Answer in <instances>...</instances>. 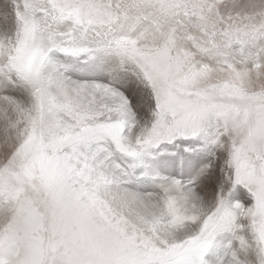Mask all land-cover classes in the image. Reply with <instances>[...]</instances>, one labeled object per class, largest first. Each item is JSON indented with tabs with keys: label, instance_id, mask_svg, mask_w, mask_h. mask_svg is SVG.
Wrapping results in <instances>:
<instances>
[{
	"label": "snow or ice",
	"instance_id": "snow-or-ice-1",
	"mask_svg": "<svg viewBox=\"0 0 264 264\" xmlns=\"http://www.w3.org/2000/svg\"><path fill=\"white\" fill-rule=\"evenodd\" d=\"M0 264H264V0H0Z\"/></svg>",
	"mask_w": 264,
	"mask_h": 264
}]
</instances>
